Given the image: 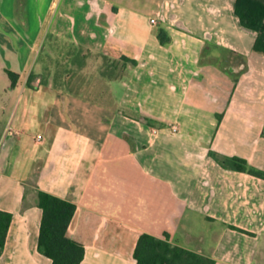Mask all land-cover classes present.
Masks as SVG:
<instances>
[{
    "label": "crops",
    "instance_id": "obj_1",
    "mask_svg": "<svg viewBox=\"0 0 264 264\" xmlns=\"http://www.w3.org/2000/svg\"><path fill=\"white\" fill-rule=\"evenodd\" d=\"M235 3L0 0V210L12 214L0 264H52L39 191L77 207L67 235L81 264H136L142 234L264 264V179L210 156L264 172V55Z\"/></svg>",
    "mask_w": 264,
    "mask_h": 264
},
{
    "label": "trees",
    "instance_id": "obj_2",
    "mask_svg": "<svg viewBox=\"0 0 264 264\" xmlns=\"http://www.w3.org/2000/svg\"><path fill=\"white\" fill-rule=\"evenodd\" d=\"M235 14L244 28L257 33L254 51L264 55V0H236ZM158 39L163 46L169 45L172 41L169 33L163 28L158 31ZM123 61L136 65L135 61L126 58H123ZM116 67L115 63H111L106 70L114 72ZM7 73L12 81V87L15 86L18 75L9 71ZM210 156L225 169L264 179V172L251 167L243 158L222 156L213 150L210 151ZM37 200L38 207L43 211L39 252L51 259L52 264H81L85 248L67 235L77 207L66 200L40 191L37 192ZM11 222L12 214L0 210V254L4 249ZM134 259L136 264H215L210 257L173 244L168 234L164 239L142 234L134 252Z\"/></svg>",
    "mask_w": 264,
    "mask_h": 264
},
{
    "label": "rangeland",
    "instance_id": "obj_3",
    "mask_svg": "<svg viewBox=\"0 0 264 264\" xmlns=\"http://www.w3.org/2000/svg\"><path fill=\"white\" fill-rule=\"evenodd\" d=\"M223 57L225 58V62H224V65L223 66H226V65H228L229 66V70H230V67L232 66V65H235L236 64V62H237V59H236V56H234V55H229V54H227V53H223ZM56 58H58V57H56L55 55L52 57V59L54 60V59H56ZM91 67L93 68V69H95V70H97V71H105V65H106V61H104L103 59H101L100 57H98V56H92L91 57ZM55 61V60H54ZM53 66V65H52ZM117 71H121V70H117ZM44 74H46V73H44ZM46 77H43V79H42V81H44V79H45ZM4 79H5V81L7 82V83H9V78L5 75L4 76ZM0 83H2V81H1V77H0ZM6 83V84H7Z\"/></svg>",
    "mask_w": 264,
    "mask_h": 264
},
{
    "label": "built area",
    "instance_id": "obj_4",
    "mask_svg": "<svg viewBox=\"0 0 264 264\" xmlns=\"http://www.w3.org/2000/svg\"><path fill=\"white\" fill-rule=\"evenodd\" d=\"M152 25H157V21L155 19L151 20ZM173 131L177 132V128L173 127ZM9 132H11V129L9 130ZM16 134V133H15ZM37 142L41 143L43 141V137L41 135H38L36 138Z\"/></svg>",
    "mask_w": 264,
    "mask_h": 264
}]
</instances>
